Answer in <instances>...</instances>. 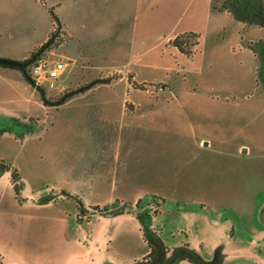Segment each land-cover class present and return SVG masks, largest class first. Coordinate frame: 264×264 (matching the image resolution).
<instances>
[{
    "label": "rangeland",
    "instance_id": "1",
    "mask_svg": "<svg viewBox=\"0 0 264 264\" xmlns=\"http://www.w3.org/2000/svg\"><path fill=\"white\" fill-rule=\"evenodd\" d=\"M113 3L0 4V32L21 47L40 41L50 28L45 56L67 68L40 84L48 101L79 87L95 89L57 107L44 106L28 85L0 91V160L16 169L28 200L101 228L103 264H264V27L241 31V45L255 53L208 52L205 45L200 65L184 81L172 80L149 113L146 95L133 92L142 104L134 119L151 120L152 129L143 130L124 123L132 120L122 109L125 80L112 86L116 72L95 65L96 51L111 45ZM212 7L239 11L252 22L262 18L257 0H212ZM128 15L120 21L123 30ZM63 23L68 49L91 54L93 67L61 56L68 37ZM231 30L226 36L235 42ZM101 109L108 118L100 117ZM115 200L126 205L91 209Z\"/></svg>",
    "mask_w": 264,
    "mask_h": 264
},
{
    "label": "crops",
    "instance_id": "2",
    "mask_svg": "<svg viewBox=\"0 0 264 264\" xmlns=\"http://www.w3.org/2000/svg\"><path fill=\"white\" fill-rule=\"evenodd\" d=\"M4 1L0 0V4ZM113 4L115 22L113 30L108 33L111 45L96 51L95 65L106 69L105 73L116 72L117 78L112 86L125 80L122 109L124 115H130L132 120L123 122L143 130L152 129L151 120L134 119L142 104L131 98L133 92L140 91L146 95L150 105L145 111L149 113L156 106L160 93L165 89L169 91L172 80L184 81L187 72L200 65L206 50L220 48L232 52L235 48H247L240 43L241 31L248 27L243 22L244 15L239 11L215 9L212 0H114ZM126 14L129 15L123 30L120 21ZM63 25L68 37L59 48L61 56L72 64L82 63L85 69L93 67L91 54H79L68 49L70 33ZM231 28L235 29L238 38L235 42H229L226 36V29L230 33ZM49 30L40 41L27 47H21L10 34L0 32V56L17 61L25 59L31 50L46 40ZM183 33L196 35V44L190 55L179 52L170 44L174 36ZM13 83L21 87L28 85L35 91L17 69L0 66V91H12ZM132 84H141L142 88H135ZM94 91V88L86 90L69 100ZM164 100L168 105L172 98ZM99 112L100 117L108 118L102 109ZM16 183L17 195L13 192L10 171L0 165V264H103L99 226L92 225L90 221L78 224L74 214L28 200L24 195L30 194L23 193L18 178Z\"/></svg>",
    "mask_w": 264,
    "mask_h": 264
},
{
    "label": "trees",
    "instance_id": "3",
    "mask_svg": "<svg viewBox=\"0 0 264 264\" xmlns=\"http://www.w3.org/2000/svg\"><path fill=\"white\" fill-rule=\"evenodd\" d=\"M257 9H258V13L262 14V18L259 22H252L250 20H246L244 19V23L246 26H257V27H263L264 26V0H257ZM52 17L55 19V16L52 14ZM196 35L194 33H183V34H179L173 37V39L170 41V44L173 45L179 52L184 53L186 55H190L192 53V48L193 46L196 44ZM44 44H41L39 47L33 49L30 51V53L28 54V56L21 60L22 63H24V66L21 69H17L19 71V73L21 74V76L23 77V79L28 82L37 92L38 96H39V100L42 102V104L44 106H54L57 107L63 103H65L66 101H68L70 98L81 94L83 92H85L88 88H90V86H86V87H79L76 89H72L64 94H62L60 97H58L56 100L50 102L48 101L45 96H44V92L41 89L40 85H34L32 79L29 77L28 72H27V68L29 66V64L32 62V60L36 57V54L39 50L45 49V47H43ZM246 47L248 49H250L252 51V53H255V50L250 47L248 44H246ZM133 87L135 88H142L141 84H132ZM0 165L6 169L10 171V176H11V180H12V188H13V192L15 193V195L18 194V187H17V183L16 180L18 178V173L16 171L15 168L11 167L9 164H5L3 163V161L0 160ZM154 197V196H152ZM73 200L75 201V203L77 205L81 204L79 199L76 196L72 197ZM141 201V198L136 199L134 206L137 207L138 202ZM119 203H122L121 201H117L115 200L114 202L110 203V204H106L103 205L101 207L98 206H93L91 207L92 210H94L96 213H102V212H107L115 207L118 206ZM124 205H126V203H122ZM129 211L126 210L125 213H128ZM84 213V212H82ZM135 219H139L138 217H135ZM148 247V252L147 255L152 257L154 254V248L147 244Z\"/></svg>",
    "mask_w": 264,
    "mask_h": 264
},
{
    "label": "built area",
    "instance_id": "4",
    "mask_svg": "<svg viewBox=\"0 0 264 264\" xmlns=\"http://www.w3.org/2000/svg\"><path fill=\"white\" fill-rule=\"evenodd\" d=\"M66 68V62L59 59H49L42 49L37 52L36 57L29 64L27 72L34 85H40L59 78L66 72Z\"/></svg>",
    "mask_w": 264,
    "mask_h": 264
},
{
    "label": "water",
    "instance_id": "5",
    "mask_svg": "<svg viewBox=\"0 0 264 264\" xmlns=\"http://www.w3.org/2000/svg\"><path fill=\"white\" fill-rule=\"evenodd\" d=\"M45 46L46 45L44 44L43 47ZM0 66L10 67L14 69H21L24 66V63H22L21 61L12 60L8 58H0Z\"/></svg>",
    "mask_w": 264,
    "mask_h": 264
}]
</instances>
